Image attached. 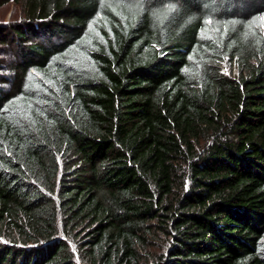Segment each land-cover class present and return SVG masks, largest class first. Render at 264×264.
Segmentation results:
<instances>
[{"label": "trees", "instance_id": "obj_1", "mask_svg": "<svg viewBox=\"0 0 264 264\" xmlns=\"http://www.w3.org/2000/svg\"><path fill=\"white\" fill-rule=\"evenodd\" d=\"M18 1L0 264H264V0Z\"/></svg>", "mask_w": 264, "mask_h": 264}, {"label": "rangeland", "instance_id": "obj_2", "mask_svg": "<svg viewBox=\"0 0 264 264\" xmlns=\"http://www.w3.org/2000/svg\"><path fill=\"white\" fill-rule=\"evenodd\" d=\"M21 15H22L21 3L18 0H9L8 3L0 6V24L16 20L20 18ZM1 58H4L2 59L4 64L2 68H0V74H4L7 72V68L9 64L8 61L10 60V56L8 52H5L4 55L0 57V59ZM222 71L224 72V74L231 73L232 76H236L237 68L235 67L234 64L232 63L230 64L229 62L224 61L222 64ZM4 88H6V86ZM69 242H70L69 243L70 248L75 249V244L73 243V240L70 239ZM148 251L150 252V255L155 257L158 254L162 253V247L159 246L158 242L150 243ZM76 257H77V260H79L78 259L79 256H77V254H76ZM149 263H153L152 258L150 259Z\"/></svg>", "mask_w": 264, "mask_h": 264}, {"label": "snow or ice", "instance_id": "obj_3", "mask_svg": "<svg viewBox=\"0 0 264 264\" xmlns=\"http://www.w3.org/2000/svg\"><path fill=\"white\" fill-rule=\"evenodd\" d=\"M209 23L211 22V20L208 21Z\"/></svg>", "mask_w": 264, "mask_h": 264}]
</instances>
